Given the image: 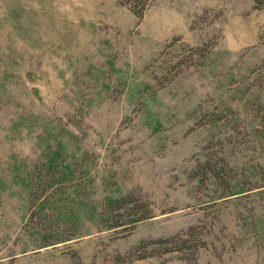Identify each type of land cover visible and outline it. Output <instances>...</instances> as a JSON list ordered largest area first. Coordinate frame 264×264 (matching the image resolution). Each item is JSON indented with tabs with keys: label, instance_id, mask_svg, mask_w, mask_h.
Instances as JSON below:
<instances>
[{
	"label": "rangeland",
	"instance_id": "rangeland-1",
	"mask_svg": "<svg viewBox=\"0 0 264 264\" xmlns=\"http://www.w3.org/2000/svg\"><path fill=\"white\" fill-rule=\"evenodd\" d=\"M262 2L153 0L139 18L0 0V264H112L190 226L195 261L130 264H264ZM213 162L228 187L198 170ZM130 191L154 217L112 228L105 203Z\"/></svg>",
	"mask_w": 264,
	"mask_h": 264
},
{
	"label": "trees",
	"instance_id": "trees-1",
	"mask_svg": "<svg viewBox=\"0 0 264 264\" xmlns=\"http://www.w3.org/2000/svg\"><path fill=\"white\" fill-rule=\"evenodd\" d=\"M128 5L130 9L139 18L143 17L146 9L153 0H121ZM262 4L263 0H256ZM198 170L202 173L211 171L212 175L219 183L229 186L230 180L234 177L233 168L226 162L218 166L217 162L211 163L205 168V165H199ZM205 168V170H203ZM204 173V175L206 174ZM35 174V173H34ZM233 194V193H231ZM37 192L32 188L30 192V216L35 214V200ZM103 213L115 229L127 230L135 227L139 222L154 217V211L150 203L145 201L138 193L134 191L127 192L118 197L109 199L104 206ZM202 231L199 226H190L186 231L175 235L159 237L143 241L136 245L126 254L118 253L110 261L112 264H130L135 259H142L153 255H163L172 252L189 253L188 259L195 261L198 249L206 245V240L202 238Z\"/></svg>",
	"mask_w": 264,
	"mask_h": 264
}]
</instances>
